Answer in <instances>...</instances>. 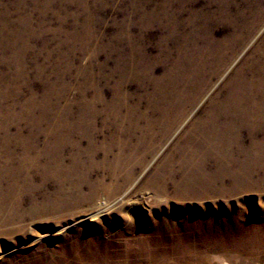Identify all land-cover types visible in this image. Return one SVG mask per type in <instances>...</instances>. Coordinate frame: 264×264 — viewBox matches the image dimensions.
I'll list each match as a JSON object with an SVG mask.
<instances>
[{"label":"rangeland","instance_id":"obj_1","mask_svg":"<svg viewBox=\"0 0 264 264\" xmlns=\"http://www.w3.org/2000/svg\"><path fill=\"white\" fill-rule=\"evenodd\" d=\"M0 182V264H264V0H0Z\"/></svg>","mask_w":264,"mask_h":264},{"label":"bare ground","instance_id":"obj_2","mask_svg":"<svg viewBox=\"0 0 264 264\" xmlns=\"http://www.w3.org/2000/svg\"><path fill=\"white\" fill-rule=\"evenodd\" d=\"M250 81H251V80H250ZM251 82H252V81H251ZM252 83H253V82H252ZM247 86H248V84H247ZM250 88H251V87H250ZM255 88H256V87H255ZM260 89H261V88H260ZM245 90H246V89H245ZM253 91H254V90H253ZM256 91H257V90H256ZM229 92H230V91H229ZM249 94H250V93H249ZM254 94H255V93H254ZM228 95H229V94H228ZM235 95H236V94H235ZM237 95H238V94H237ZM233 96H234V95H233ZM234 97H235V96H234ZM227 98H228V97H227ZM224 99H225V98H224ZM233 100H234V99H233ZM260 100H261V99H260ZM188 101H189V100H188ZM225 101H226V99H225ZM239 101H240V100H239ZM233 102H234V101H233ZM235 103H236V102H235ZM232 104H233V103H232ZM225 105H226V104H225ZM234 105H235V104H234ZM222 106H223V105H222ZM232 106H233V105H232ZM261 106H262V105H261ZM254 112H255V111H254ZM260 117H261V116H260ZM5 123H6V122H5ZM212 125H213V124H212ZM211 128H212V126H211ZM198 129H199V128H198ZM193 130H194V129H193ZM220 131H221V130H220ZM217 132H218V131H217ZM207 133H208V132H207ZM213 134H214V133H213ZM196 135H197V133H196ZM199 136H201V137L203 138V137H206V134L201 133V134H199ZM193 137H194V136H193ZM211 140H212V139H211ZM221 146H222V145H221ZM207 148H208V147H207ZM209 148H210V147H209ZM219 148H220V147H219ZM223 152H224V151H223ZM25 155H26V154H25ZM12 157H13V156H12ZM12 157H11V158H12ZM37 159H38V158H37ZM118 159H119V158H118ZM117 161H118V160H117ZM35 162H36V161H35ZM12 166H13V165H12ZM39 168H40V167H39ZM199 168H200V167H199ZM235 168H236V167H235ZM196 169H197V168H196ZM70 170H71V169H70ZM111 170H112V169H111ZM114 170H115V169H114ZM119 170H120V169H118V171H119ZM127 170H128V169H127ZM127 170H126V171H127ZM243 170H244V169H243ZM40 171H41V170H40ZM112 171H113V170H112ZM120 171H121V170H120ZM215 171H216V170H215ZM130 172H131V171H130ZM181 172H182V171H181ZM221 172H222V171H221ZM116 173H117V172H116ZM116 173H115V174H116ZM119 173H120V172H119ZM125 173H126V172H125ZM160 173H161V171H160ZM202 173H203V172H202ZM229 173H230V172H228V174H229ZM248 173H250V172H248ZM3 174H4V173H3ZM112 174H113V173H112ZM172 174H173V173H172ZM172 174H171V175H172ZM237 174H238V173H237ZM69 175H70V173H69ZM117 175H118V174H117ZM119 175H120V174H119ZM121 175H122V174H121ZM125 175H126V174H125ZM196 175H197V174H196ZM14 176H15V175H14ZM162 176H163V175H162ZM189 176H190V175H189ZM241 176H242V175H241ZM243 176H244V174H243ZM243 176H242V177H243ZM113 177H115V175L112 176V178H113ZM170 177H171V176H170ZM122 178H123V177H122ZM154 178H155V177H154ZM191 178H192V177H191ZM191 178H190V179H191ZM214 178H215V177H214ZM7 179H8V178H7ZM115 179H116V178H115ZM160 179H161V178H160ZM170 179H171V178H170ZM195 179H196V178H195ZM207 179H208V178H207ZM245 179H246V178H245ZM113 180H114V179H113ZM188 180H189V179H188ZM114 181H115V180H114ZM189 181H192L193 183L196 182V181L193 180V179H192V180H189ZM197 181H199V180H197ZM215 181H216V180H215ZM240 182H241V181H240ZM244 182H245V181H244ZM0 183H1V182H0ZM200 183H201V182H200ZM232 183H233V182H232ZM188 185H189V184H188ZM196 185H197V184H196ZM230 186H232V185H230ZM174 187H175V186H174ZM217 187H218V186H217ZM219 187H220V186H219ZM219 187H218V188H219ZM241 187H242V186H241ZM180 188H181V187H180ZM234 188H235V187H234ZM234 188H233V189H234ZM160 189H161V188H160ZM211 189H212V188H211ZM215 189H216V188H215ZM216 190H217V189H216ZM230 190H231V189H230ZM197 191H198V190H197ZM220 191H221V190H220ZM16 192H17V191H16ZM181 192H182V191H181ZM204 192H205V190H204ZM210 192H211V191H210ZM221 192H222V191H221ZM159 193H160V192H159ZM213 193H214V192H213ZM174 194H175V192H174ZM0 200H1V199H0ZM54 201H55V200H54ZM56 203H57V202H56ZM10 205H11V204H10ZM12 205H13V204H12ZM1 206H3V207H1V209H4L5 205H1ZM14 207H15V206H14ZM1 209H0V210H1ZM7 209H8V208H7ZM2 211H3V210H2ZM9 211H10V210H9ZM12 212H13V211H12ZM5 213H6V212H5ZM26 213H27V212H26ZM9 214H10V213H9ZM6 215H7V214H6ZM11 215H12V213H11ZM11 215H10V216H11ZM1 216H2V215H1ZM12 218H13V217H12ZM8 219H9V218H8ZM191 219H192V218H191ZM2 220H3V218L0 217V223H1V222H5V220H3V221H2ZM196 220H197V219H196ZM165 223H166V222H165ZM198 224H199V223H198ZM1 225H2V224H1ZM166 225H167V224H166ZM196 231H197V230H196ZM212 231H213V230H212ZM0 251H1V249H0Z\"/></svg>","mask_w":264,"mask_h":264}]
</instances>
